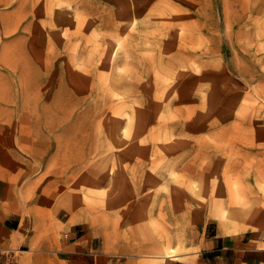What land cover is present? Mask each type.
Instances as JSON below:
<instances>
[{"label":"rangeland","instance_id":"1","mask_svg":"<svg viewBox=\"0 0 264 264\" xmlns=\"http://www.w3.org/2000/svg\"><path fill=\"white\" fill-rule=\"evenodd\" d=\"M246 231L264 239V0H0L17 264H179Z\"/></svg>","mask_w":264,"mask_h":264},{"label":"crops","instance_id":"2","mask_svg":"<svg viewBox=\"0 0 264 264\" xmlns=\"http://www.w3.org/2000/svg\"><path fill=\"white\" fill-rule=\"evenodd\" d=\"M190 257L191 261L179 264H264V239L250 231L231 235L216 232L204 237L198 252Z\"/></svg>","mask_w":264,"mask_h":264},{"label":"built area","instance_id":"3","mask_svg":"<svg viewBox=\"0 0 264 264\" xmlns=\"http://www.w3.org/2000/svg\"><path fill=\"white\" fill-rule=\"evenodd\" d=\"M0 264H17V251L10 247H0Z\"/></svg>","mask_w":264,"mask_h":264},{"label":"bare ground","instance_id":"4","mask_svg":"<svg viewBox=\"0 0 264 264\" xmlns=\"http://www.w3.org/2000/svg\"><path fill=\"white\" fill-rule=\"evenodd\" d=\"M178 257H180V256H175V258H178Z\"/></svg>","mask_w":264,"mask_h":264}]
</instances>
